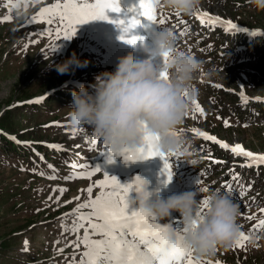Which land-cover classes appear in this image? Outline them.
I'll return each instance as SVG.
<instances>
[{
    "label": "rangeland",
    "instance_id": "374dc122",
    "mask_svg": "<svg viewBox=\"0 0 264 264\" xmlns=\"http://www.w3.org/2000/svg\"><path fill=\"white\" fill-rule=\"evenodd\" d=\"M24 1L12 5L9 0H0V128L7 131L5 135L19 147L17 151L7 152L5 142L0 141V264H80L85 251L80 242L88 225L78 216H87L90 212V209L80 207L89 199L87 188L102 181L104 174L115 177L122 185L131 183L137 176L142 177L135 171V163L125 162L122 156L103 154L90 143L84 132L70 127L67 108L72 105L70 91H75L70 88L93 84L96 77L111 80L115 62L122 64L132 57L119 42L113 24L92 21L78 26L71 40H63L62 34L57 39L56 23L50 26L46 22L30 21L39 18L42 9L51 7L58 0ZM198 10L214 12L223 20L225 18V22L237 20L248 27L264 29V11L249 4L242 6L241 0H202ZM107 15L115 21L110 12ZM171 21L185 22L187 32L192 35L187 36V41L200 49L195 53H199L196 57L203 63L204 71L200 75L205 79L196 80L198 98L180 126L185 130L186 134L182 136L188 144L190 141L195 156L181 155L179 159L169 156V163L182 174L203 168L207 175L206 161L210 160L217 166L213 168L214 176L251 180L247 193H256L253 196L259 198V204L253 202L247 212L250 213L255 206L264 205V164L251 172L254 167H244L243 158L230 149L238 144L251 152L264 154V119H255L257 114L261 117L260 112L264 109L239 111L236 99L227 92L236 89L237 81L242 80L252 98H264V75L260 74L264 70V59H255L257 54L247 50L236 60L234 57L226 60L225 56H217V51L233 54L235 41L240 42L239 35L225 38L220 29L209 34L205 28L196 29L182 16ZM102 30L110 31L109 39L101 37ZM49 31L53 33L51 36ZM192 37L197 40L191 41ZM117 46L120 49L114 57ZM73 53L81 62L87 61V66L73 65L67 73H58L56 66L68 61ZM209 69H215L210 78L206 75ZM217 83L224 85L226 94L214 88ZM88 90L92 92L91 88ZM197 103L203 108L204 115L195 110ZM225 121H228L227 127ZM193 129L208 135L216 134L217 140L227 143L229 149L212 141L210 143L216 146L200 141L201 137ZM36 144L44 148L40 149ZM48 149H58L61 158ZM199 152L207 155L199 156ZM65 153L74 157L69 164L62 160ZM75 157L78 160L75 161ZM83 157L95 168L78 167L80 161H86ZM192 158L202 162L192 167L185 161ZM183 163L188 166L182 167ZM96 168L101 172L91 178H82ZM151 172L149 180L159 178ZM212 178L209 175L204 183ZM159 179L160 182L163 180ZM60 189L67 191L61 193ZM148 189L153 191L158 187L152 184ZM98 194L99 189L94 188L92 198ZM131 195L135 196L134 193ZM262 214L264 212H259L256 216ZM157 222L166 224L169 220ZM93 238L100 239L98 236ZM128 239L131 240V236ZM242 243L241 248L234 244L230 249L218 250L210 258L225 261V264H264V234Z\"/></svg>",
    "mask_w": 264,
    "mask_h": 264
},
{
    "label": "clouds",
    "instance_id": "9594fccd",
    "mask_svg": "<svg viewBox=\"0 0 264 264\" xmlns=\"http://www.w3.org/2000/svg\"><path fill=\"white\" fill-rule=\"evenodd\" d=\"M247 3L264 11V0ZM201 4L202 0H159L158 7L191 16ZM141 50L147 59L132 58L117 65L111 80L96 77L91 93L85 86L72 93V105L67 108L69 125L84 132L103 154L122 156L125 152L139 151L147 134L159 138L158 150L165 156L194 157L195 152L189 150L184 137L177 133L198 98L194 82L204 71L203 63L193 53L177 49V33L171 27L154 31L151 44L142 42ZM87 64L73 53L68 61L56 66V71L65 74L73 65ZM165 72L166 80L162 79ZM214 74L215 69L207 70L209 78ZM185 161L192 167L199 163L195 158ZM200 194L197 187L195 191L163 198L159 189L149 191L146 182L144 190L132 197L129 205L143 208L157 221H167L173 213H179L180 223L188 229L182 233L184 246L197 258H207L220 249L232 248L239 239L240 206L217 189L208 193L209 203L201 214ZM168 228L167 240L175 244L177 229L173 224Z\"/></svg>",
    "mask_w": 264,
    "mask_h": 264
},
{
    "label": "snow or ice",
    "instance_id": "6c2138e0",
    "mask_svg": "<svg viewBox=\"0 0 264 264\" xmlns=\"http://www.w3.org/2000/svg\"><path fill=\"white\" fill-rule=\"evenodd\" d=\"M159 0H139L137 9H133L132 18L125 23L123 20L112 21L107 13L112 12L119 14V0H91V2L83 3L81 0H58L51 7L44 8L39 13V18H34L31 23L46 22L48 25L57 24L55 35L57 39L71 40L78 29V26L87 24L92 21H106L113 24L120 31V40L133 48L138 43V38L135 36L129 37V34L136 28L140 27L139 18H144L154 24H164L165 20H157L156 9ZM179 16V13H176ZM200 19L201 24L205 22L215 25L224 24L226 30H240L238 26L231 21H222L219 17L216 19L209 18L207 12L203 13ZM205 18H208L207 21ZM183 23V21H181ZM187 32V29H185ZM53 33L48 32L51 36ZM181 33L180 35H184ZM250 35H260L257 31L250 32ZM139 42H143V38H139ZM53 51L56 48L53 47ZM168 55L165 54L164 62L167 63ZM162 79H167V73L162 74ZM220 87V85H215ZM241 99H245L241 93ZM195 110L200 115H204L203 108L197 103ZM225 126H228V121H225ZM146 128V125L144 126ZM193 132L200 136L205 141L217 143L223 149H229L227 143L217 140L216 137L208 135L204 132H199L193 129ZM15 139V138H13ZM158 137L145 135L143 147L136 152L122 153L125 162H137L149 160L159 156L164 160V166L161 175L166 177L163 181L165 185L171 183L173 178L172 164L169 163V156H165L158 150ZM231 152L235 155H242L250 161H258L264 164V155H254L250 151H246L242 146L236 145L231 147ZM182 154L174 155L176 159ZM111 162V161H110ZM252 165L249 164L248 167ZM23 170V169H21ZM100 172L99 168L89 172L86 177L91 178L96 173ZM55 179V177H49ZM233 179H237L233 177ZM202 183L200 179L198 184ZM146 181L140 177H136L131 183L122 185L115 177H110L104 174V179L87 188L88 201L82 204L81 208L90 209L87 216L81 215L80 219L87 222L88 227L85 229L83 239L80 243L83 244L85 251L82 253L80 264H204L193 259V253L190 249L184 246L182 242V233L188 231L187 228L177 229V241L175 244H170L167 240L168 225L157 222L155 217L150 216L143 208L130 207L129 201L132 198L131 194H138L144 190ZM98 188L99 194L93 199V189ZM226 194L232 195L231 185H226ZM55 191V190H54ZM61 193L67 189H60ZM206 192L207 189H201ZM208 200L202 199L201 214L208 206ZM264 212V209H261ZM264 226V220L260 222ZM195 227V223L193 224ZM100 237L94 239L93 237ZM131 236V240L128 237ZM250 238L243 232H240L239 239L235 243L237 248L243 247L244 241ZM25 250H27V241H25ZM75 261V257H73ZM219 264V262H217Z\"/></svg>",
    "mask_w": 264,
    "mask_h": 264
},
{
    "label": "trees",
    "instance_id": "16d2710c",
    "mask_svg": "<svg viewBox=\"0 0 264 264\" xmlns=\"http://www.w3.org/2000/svg\"><path fill=\"white\" fill-rule=\"evenodd\" d=\"M242 6H243V4H242ZM247 50L253 51L255 54H257V57H254L255 59H257V60H260L262 58L264 59V35L255 36L248 43H246V47L243 50V53ZM238 56L241 57V54H238ZM260 74L264 75V70H261ZM251 78H252V76H251ZM24 106H26V105H24ZM263 107H264V102L252 104V108L261 109ZM16 108H18V107H16ZM7 111H9V110H7ZM0 141L5 142V146H6L5 151H7V152L10 150H13V151L19 150L18 149L19 147L14 142L10 141L7 137H5L3 134H0ZM38 147H40V149L44 148L41 145H38ZM53 153L58 155L61 158V155L59 153H57V152H53ZM66 157H67V155L65 154L64 157H62V160L65 161ZM62 168L64 169V166H62ZM244 182L249 184L251 182V180H249V181L244 180Z\"/></svg>",
    "mask_w": 264,
    "mask_h": 264
},
{
    "label": "bare ground",
    "instance_id": "6f19581e",
    "mask_svg": "<svg viewBox=\"0 0 264 264\" xmlns=\"http://www.w3.org/2000/svg\"><path fill=\"white\" fill-rule=\"evenodd\" d=\"M163 160L157 156L155 158H152L151 161H150V165L149 167L151 168V170L159 176V178L163 179V176L161 175V165H162V162Z\"/></svg>",
    "mask_w": 264,
    "mask_h": 264
}]
</instances>
